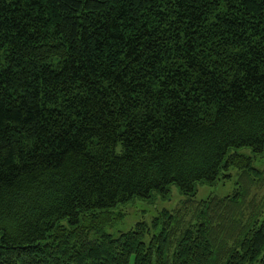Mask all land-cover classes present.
Wrapping results in <instances>:
<instances>
[{
	"label": "trees",
	"instance_id": "1",
	"mask_svg": "<svg viewBox=\"0 0 264 264\" xmlns=\"http://www.w3.org/2000/svg\"><path fill=\"white\" fill-rule=\"evenodd\" d=\"M244 147L264 153V0H0V264H264Z\"/></svg>",
	"mask_w": 264,
	"mask_h": 264
},
{
	"label": "rangeland",
	"instance_id": "2",
	"mask_svg": "<svg viewBox=\"0 0 264 264\" xmlns=\"http://www.w3.org/2000/svg\"><path fill=\"white\" fill-rule=\"evenodd\" d=\"M234 150H231L233 152ZM237 153L252 159V166L258 170L264 171V153L254 155L250 148L244 147L235 150ZM226 177L220 175V179L213 185L200 182L196 184L195 199L204 200L210 196L224 197L230 195L236 187L238 170L231 166L226 171H223ZM259 195H264V188L260 190ZM182 195L176 186H170L168 192L160 193L154 191L149 197L134 198L133 200L119 204L113 208L112 213L115 216L114 221L105 226L104 232L117 236L121 232H126L134 227L139 221H144L150 224L153 217L160 211L176 208L183 200ZM121 215V217H119ZM158 230L151 229V233H156ZM149 234L146 233L144 242H148ZM129 264H133V260Z\"/></svg>",
	"mask_w": 264,
	"mask_h": 264
}]
</instances>
